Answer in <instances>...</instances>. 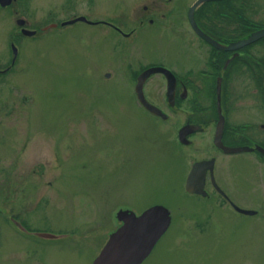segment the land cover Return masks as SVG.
Wrapping results in <instances>:
<instances>
[{"label": "rangeland", "instance_id": "obj_1", "mask_svg": "<svg viewBox=\"0 0 264 264\" xmlns=\"http://www.w3.org/2000/svg\"><path fill=\"white\" fill-rule=\"evenodd\" d=\"M195 1L32 0L22 9L36 29L84 15L128 30L143 4L171 14L163 28L149 26L129 39L79 21L17 41L20 15L0 7V70L7 68L13 39L19 56L17 69L0 75V264H92L119 225L117 210L141 213L156 204L171 211L173 223L143 264H264V217L209 213L199 206L209 200L186 192L191 165L209 154L206 136L194 137V146H178L172 114L167 123L147 114L126 68L166 60L181 72L188 67L174 63L177 56L209 55L189 25L187 12ZM245 1L244 16L264 22V0ZM207 3L199 12L220 5ZM208 21L205 26L224 33L235 22L223 15ZM251 52L263 54L264 46ZM248 81H233V94L244 103L260 100ZM210 84H194V90ZM165 91L157 78L144 93L167 108ZM249 155H243L252 162L244 172L231 164L223 179L232 197L264 214L258 185L263 170ZM244 185L248 196L242 195ZM6 209L31 234L3 215ZM35 232L63 237L43 240Z\"/></svg>", "mask_w": 264, "mask_h": 264}, {"label": "flooded vegetation", "instance_id": "obj_2", "mask_svg": "<svg viewBox=\"0 0 264 264\" xmlns=\"http://www.w3.org/2000/svg\"><path fill=\"white\" fill-rule=\"evenodd\" d=\"M32 0H12L10 6H1V9L12 8L13 13L20 15L19 18L16 19V24L18 28V32L13 34L14 39L17 38V41L20 39H26V37L22 34L23 29H29L31 31H35L36 34L33 37L37 36L38 28H34V25L31 21L27 18H23V8L26 3L31 2ZM175 2V0H164L163 3L171 4ZM219 3V2H218ZM15 4V5H14ZM212 4V2L207 3ZM206 5V3L202 4V8ZM14 6V7H13ZM247 3L245 0H238L233 1L232 3H228V5H219L217 9L207 7L204 9L203 15L200 16L198 12H196V21L198 22L199 27L210 37L214 38L218 42H220L224 46H230L237 43H240L243 40H247L251 37V34L255 31L261 30L264 28V22L257 23L252 20H248L246 16H244V9H246ZM142 11L139 12V15L135 14L134 20L135 25L128 30L120 27L113 22H109L106 20L98 21L96 20L94 24L97 26H105L110 28L111 30L115 31L118 35L122 38H132L133 35H137L138 33L144 31L145 28L151 27L156 25L159 29L163 28V23L167 16L171 14L164 13L158 7V4L153 5H142ZM223 15L224 17H230L231 20H235L234 27L230 28V31L224 33L223 31L218 29L217 27H213V30L209 26H205L208 24V16H217L216 15ZM188 17V12H187ZM241 18L240 20L238 19ZM22 21V24L19 23ZM189 21V17H188ZM208 21V22H207ZM203 26H201V24ZM48 23L47 25H49ZM53 24V23H52ZM40 26V30L45 31L44 29L47 27ZM190 25V22H189ZM59 24L55 27L58 28ZM212 26V25H211ZM191 27V25H190ZM209 27V28H208ZM54 28V29H55ZM193 29V27H192ZM194 31V29H193ZM220 31L219 34H217ZM216 32V33H215ZM197 38H200L201 41L204 42V45H207L211 52L206 57L203 56L202 51L201 53H195V56L186 60L177 56L175 58L176 61L174 63H182L184 67H188L183 69L181 72L174 70V68L170 67L171 62H165L166 60H157L148 62L145 65H140L138 68H135L131 65H127L126 68L129 71L131 78L133 79L132 82H137L139 76L144 73L147 69L156 68V67H163L165 69H169L173 72L176 77V89L175 94L172 98H167V77L163 72H156L155 74L146 78L144 82V90L149 82L155 81V79L159 78L163 82L166 83V98L162 102L163 106L157 104L152 100L149 96V101L159 106L162 109V113L164 116L154 113L149 110H145L142 104L140 107L145 110V112L150 115H153L156 119L160 120V122L167 123L169 119H171V115L168 114L170 112L172 114V118H174L172 124H174L175 133L177 135V145L183 146H194L193 138L198 135H204V142L207 146L208 156L203 157L201 159L195 160L193 162L199 161H207L208 167L204 172V192L205 195H197V194H190L191 196H196L200 199H207L209 202H205V204H201L199 206H206L205 209L209 211V213L216 212V210H220L225 214H232L235 213L236 215L244 216V217H257L261 215L264 217V214H254V215H246L242 213L239 208L241 209H252L247 208L242 205L238 200L232 197L233 190H230V186L227 180L223 179V172L225 173L227 169L232 165H238L239 170L245 171L246 167L250 165L252 162L250 159L245 158L244 154H252V156H248L253 161L255 160L256 163L260 164L261 166V176L258 181L259 189H263L264 192V80H261L264 77V53L263 54H254L252 48L254 46H264V37L262 39L252 42V44H247L241 46V48H231L230 50L219 49L213 46L210 42L208 43L202 37L197 35L194 31ZM32 38V37H31ZM13 39V41H14ZM11 41L9 44L11 50V57L6 61V69L0 70L1 75H6L7 73L17 69V64L19 61L18 55V47H17V54L14 55L13 46H17L16 42ZM200 44H203L202 42ZM199 44V46H200ZM202 49V48H201ZM179 57V58H178ZM201 57H204L205 60ZM201 58V59H200ZM203 63V64H202ZM173 64V63H172ZM178 65V64H177ZM200 66V67H198ZM197 67V68H195ZM247 78L249 79L248 85H252L253 92L256 93L258 101L244 103L241 102L239 96H235L232 90V83L236 81V79ZM264 79V78H263ZM210 87L207 88H200V90L195 91L196 85L203 81H210ZM220 82L221 85V97L219 99L220 106L218 105V84ZM137 84V83H136ZM136 86V85H135ZM201 86V84H200ZM250 87V86H248ZM137 96V95H136ZM200 101H198V99ZM186 105V106H185ZM250 115V118L248 117ZM221 121L224 122V128L222 131V139L221 142L226 147L229 148H248L246 151H235L229 152L225 148L221 147L220 145L216 144L215 138L217 135V128ZM156 122V121H155ZM31 126L26 127L30 131ZM182 128H187V131L190 133L186 134V140L184 142L180 141V130ZM31 133V132H30ZM29 134V133H28ZM201 139V137H200ZM137 151V150H136ZM138 152V151H137ZM108 154H112V151L108 152ZM243 154V155H241ZM133 157V156H132ZM114 157L111 158V162H113ZM133 159V158H132ZM138 162V161H137ZM193 164L191 165V169L189 173L193 169ZM187 174V176L189 175ZM186 176V177H187ZM188 178V177H187ZM186 178V181H187ZM224 180V182H223ZM186 184V182H185ZM184 184V188H185ZM245 186V185H244ZM248 187L245 186L242 188V195L248 196ZM186 190V188H185ZM123 210L133 211L132 207L120 208ZM117 210L116 213V220L118 221L119 225L115 229L120 228L124 223L123 221H119L117 219V214L120 211ZM203 210V209H198ZM142 213V211H141ZM141 213H137L140 215ZM5 215L10 221L13 218L17 220L21 217L19 216H11L9 210H5ZM173 219V218H172ZM19 221V220H18ZM21 223V222H20ZM173 223V221H172ZM26 226V225H25ZM114 232V231H113ZM112 233V232H111ZM110 233V234H111ZM161 240V239H160ZM159 240V241H160ZM158 241V242H159ZM157 244L154 246V249L157 247ZM152 250V252L154 251ZM151 252V253H152ZM144 260L146 261L152 254ZM143 261V262H144ZM94 262V261H93ZM92 262V264H93ZM143 264V263H142Z\"/></svg>", "mask_w": 264, "mask_h": 264}, {"label": "water", "instance_id": "obj_3", "mask_svg": "<svg viewBox=\"0 0 264 264\" xmlns=\"http://www.w3.org/2000/svg\"><path fill=\"white\" fill-rule=\"evenodd\" d=\"M212 0H196L194 4L191 5L188 11V17L190 18L191 26L194 28L197 35L205 39L208 43L210 42L213 46L225 50H230L231 48H241L243 45L252 44V42L258 41L264 37V28L262 30L256 31L251 34V37L247 40H243L240 43L224 46L214 38L207 35L201 27H199L196 22L195 12L197 8L204 2ZM218 1V0H213ZM2 6L10 5L11 0H0ZM79 21H87L86 17L79 16V18L68 20L64 25L74 24ZM22 24V21L20 22ZM90 23V22H89ZM24 34L32 35L34 32L29 30H24ZM17 49L14 47V52L16 54ZM156 72H163L167 77L168 87L167 93L168 97L172 98L174 96L176 89V79L174 74L170 70H166L162 67L151 68L145 71L139 78L138 84L136 86V93L138 98L145 106L146 109L164 116L162 111L151 104L145 97L143 92L144 82L146 78L155 74ZM218 90V101L221 97V85L220 82L217 87ZM220 106V101L218 102ZM224 128V122L221 121L217 128V135L215 138L216 144L225 148L229 152L237 151H246V148H229L222 144V131ZM189 134L190 131H187V128H182L180 130V140L184 142L186 140V134ZM208 162L203 160L202 162H196L193 166L192 172L188 176L185 188L191 194H200L205 195L204 192V172L208 167ZM239 210L248 215L256 214L257 211L252 209H241ZM118 220L123 221V225L120 226L118 230L113 232L110 236V239L105 244L106 246L102 249L98 257L94 260L93 264H142L143 261L150 255L154 246L157 242L164 236L166 231L169 229L171 221V212L164 205H154L151 208L145 210L138 216L135 212L128 210H120L117 215ZM15 224L22 230H26V227H23L18 221L15 220ZM37 236L43 239L57 240L62 238V235H54L51 233H35Z\"/></svg>", "mask_w": 264, "mask_h": 264}, {"label": "trees", "instance_id": "obj_4", "mask_svg": "<svg viewBox=\"0 0 264 264\" xmlns=\"http://www.w3.org/2000/svg\"><path fill=\"white\" fill-rule=\"evenodd\" d=\"M233 1H238V0H227V1H218V2H219V4H221L222 6H223V5L226 6V5H228V3H232ZM202 15H203V12L201 11V12H200V16H202ZM238 19L240 20L241 18L238 17Z\"/></svg>", "mask_w": 264, "mask_h": 264}]
</instances>
